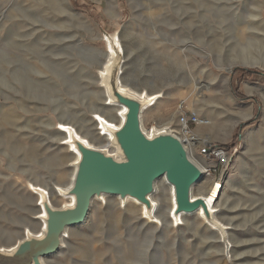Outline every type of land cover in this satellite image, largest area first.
<instances>
[{"label":"rangeland","instance_id":"obj_1","mask_svg":"<svg viewBox=\"0 0 264 264\" xmlns=\"http://www.w3.org/2000/svg\"><path fill=\"white\" fill-rule=\"evenodd\" d=\"M65 2L0 0V247L40 230L29 184L49 193L55 207L69 204L52 189L67 186L75 157L59 140V125L104 147L93 116L115 123L101 106L118 107L104 104L97 74L110 47L103 37L116 35L122 85L159 95L142 114L144 131L180 133L181 115L197 117L186 136L195 143L186 146L205 180L222 186L216 214L230 234L228 248L220 240L224 253L218 252L202 229L187 232L180 223L167 230L103 204L90 230L70 237L45 263L264 264V0ZM246 50L260 62H236ZM210 144L232 153L227 167L202 153ZM154 200L165 217L169 201L157 194Z\"/></svg>","mask_w":264,"mask_h":264},{"label":"water","instance_id":"obj_2","mask_svg":"<svg viewBox=\"0 0 264 264\" xmlns=\"http://www.w3.org/2000/svg\"><path fill=\"white\" fill-rule=\"evenodd\" d=\"M114 96L116 103L126 109L122 124L114 132L124 160L116 161L110 155L77 142L80 159L69 189L74 205L60 209L44 203L43 237L22 241L12 256L0 259V264H40V257L58 251L61 235L67 227L83 222L94 196L104 193L130 197L147 205L146 197L153 190V182L162 176L173 188L177 214L193 213L199 207L207 212L201 198H191V188L202 173L190 160L184 142L177 136L163 133L148 138L140 128V102L117 91Z\"/></svg>","mask_w":264,"mask_h":264},{"label":"bare ground","instance_id":"obj_3","mask_svg":"<svg viewBox=\"0 0 264 264\" xmlns=\"http://www.w3.org/2000/svg\"><path fill=\"white\" fill-rule=\"evenodd\" d=\"M63 2L66 3L65 0H63ZM103 38H104L103 40H105L106 43L110 45V47H109V51L105 53L107 55V58H106L107 62L105 66L101 68L97 74L98 79L100 80L99 87L101 88V91H102L101 93H103L104 95V100H105L104 104L107 106H113V107H118V108H116L117 109L116 110L115 108H108V107L101 106V111H103L104 114L108 115L109 117L113 118L114 119L113 121L115 123L108 121L105 117L98 115V114L93 116V119L95 121V126L98 127L99 136H103L104 141L106 142L103 148H96L92 146L91 144H89L86 140L81 138L76 133L75 129L72 126L59 125L57 129L58 131L61 132V134H59L61 136L59 140H62V143L68 147L70 152L75 154V157H74L73 162L71 163L72 169H71V172L69 173L70 179H69L67 186L65 187L54 186L52 188L53 192L56 193L58 196L63 197V198L67 197L69 199V204L59 206L56 208L64 209V208H70L74 205V197L70 195L69 189L72 186L73 179H74V176L77 170V165L80 159V154L76 148L77 142H80L83 145L90 147L92 149L99 150L105 155H110L116 161L124 160L122 152L114 137V132L122 124L124 117H125V112H126V109L123 106L116 103L114 92L117 91L121 94L134 97L140 102L142 106V111L140 114V128H141V131L148 138H151L154 135L163 133V134L177 136L181 141L184 142V146L186 148V151L188 153L190 160L200 169L202 173V177L198 181H196L191 188V191H190L191 198L192 199L201 198L205 203L207 212L204 213L203 209L199 207L193 213H188V214L178 213L177 214L175 212V201H174L173 188L167 183L164 176L160 177L159 179L153 182V190L146 197L148 201L147 205L137 202L134 198H130V197L121 198L117 195H109V194L103 193L98 196H94L92 198L88 215L83 220V222L67 227L61 235L58 251L54 254L40 257L39 258L40 264H46L45 258L63 252L64 246H67L70 237H72L75 234H83L89 231L91 228L90 225L94 221V216L96 214V211L102 210L103 204L105 205V209L107 210L115 209L117 212H119V214L124 213L127 215L131 214L134 216L140 213L142 214L143 218L146 219V221H148L149 223L155 224L156 222H161V227L165 229H167L171 224L173 226H177L180 223L184 225V230L187 232H189L190 229H196L197 231H200L199 229H202L203 236L210 235L215 240H217V245L219 247V250L217 251L223 254L224 248L219 241L221 240L225 244V248L227 249L228 243L226 239L228 238V240L230 241L231 237H230V234H227V227L222 225L218 221L217 214H216L217 213L216 208L220 205V202L222 199V191H221L222 186L219 185L218 183H214V181L212 180H205V175H203L205 172L204 170L200 168V163H196L192 159L190 155V151L188 147L186 146V143L191 142L192 144H194L195 138L193 137H191V139L189 137L183 138L181 133L175 130H170L168 128H165L164 130H161V131L160 130L154 131L151 135L147 134L144 131L143 126H142V121H141L142 114L148 107H150L155 102V100L159 97V95L153 96L152 94V96L151 95L149 96L147 95V93L140 94V93H137L131 90L127 86L122 85V83L118 79L119 77L118 75H119V72L121 71V67L123 64V55H122L121 46L119 44L118 38L116 35L114 36L104 35ZM247 51L248 50H246L245 53L237 57L235 61L244 66H247V65L250 66V65L257 64L260 62V60L257 57H255L251 53H247ZM230 68H231V65H228L225 68V70L230 71ZM224 89H225L224 96L228 100L230 98L226 90L225 82H224ZM195 104L198 108V111L196 112L194 111V112L199 113L201 105L199 102H195ZM115 112H118V113L116 114ZM248 116H249V110H247V113H246V117ZM263 118H264V114H263ZM85 128L88 132H91L92 134H94V132L90 129V127L86 126ZM246 138L247 136L243 137V140L246 141ZM29 187L31 188L32 193L35 194L37 197L36 198V201L38 202L37 206L41 212L38 215L39 217L38 222H35V224H37L40 227V230L37 233H30L29 231H26L25 235L22 238H20L18 241H16L10 247H0V259L12 256L16 247L22 241L30 239V238H42L45 232V227H46V213H45L43 205L44 203H46L51 208H55V206L52 203H50L49 193L45 192L44 190H41L38 186H33L29 184ZM156 194H157V197L163 196L167 199V201H169V205L167 207L165 217H161L158 213L159 204L154 200V195ZM110 197H115L120 202V204L124 207L123 210L120 209L118 202L114 198H110ZM132 202L140 206L141 210L138 209L136 206H133ZM135 218L138 220V222H140V224L147 226L146 224L147 222L143 220H142L143 222L140 221L138 216ZM201 219L204 221L207 227L202 224ZM88 223H90L89 226H87ZM152 227H149V228L154 229L155 231V228L154 227L152 228ZM161 233H162V230H161ZM158 246H159L158 248H161V246H163L161 239H160V243H158ZM143 264H146V262H144Z\"/></svg>","mask_w":264,"mask_h":264},{"label":"built area","instance_id":"obj_4","mask_svg":"<svg viewBox=\"0 0 264 264\" xmlns=\"http://www.w3.org/2000/svg\"><path fill=\"white\" fill-rule=\"evenodd\" d=\"M179 123H180V133L182 137L185 138L186 136H190L191 134L189 125L190 124L197 125L198 119L193 113L188 117L181 115L179 119ZM202 153L210 154V157L215 159L217 164H219L221 167H227L232 158V153H230L229 150L223 149L213 144H210L208 147H206V149H204Z\"/></svg>","mask_w":264,"mask_h":264}]
</instances>
